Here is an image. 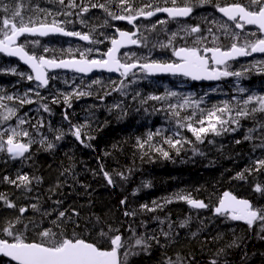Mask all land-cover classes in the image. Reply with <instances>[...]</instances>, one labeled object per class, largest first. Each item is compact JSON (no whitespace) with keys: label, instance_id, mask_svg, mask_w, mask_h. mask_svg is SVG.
<instances>
[{"label":"trees","instance_id":"16d2710c","mask_svg":"<svg viewBox=\"0 0 264 264\" xmlns=\"http://www.w3.org/2000/svg\"><path fill=\"white\" fill-rule=\"evenodd\" d=\"M74 2L77 5L107 3L109 11L116 15L124 14L118 7L119 0H74ZM131 2L136 8L143 7L145 3L159 7L173 6L171 0H131ZM226 2H232V0H207L205 3H201L200 0H191L194 9L193 17L198 25H202L201 29L209 24V15L222 21L215 11L217 5L224 6ZM23 3L26 18L33 14L27 11L29 6L33 11L37 7L44 9L52 15L36 13V17L46 19L47 22L57 19L69 31L89 33L93 40H103V43H99L98 46L101 51L109 47L110 41L104 39L105 36L115 37L117 28H127L125 23L112 20L100 8H90L89 12L83 13L82 16L77 15L79 8L69 7V0H65L63 5L59 3V0H23ZM176 3L177 6H183L182 0H176ZM5 5L14 7L12 0H0V14L3 13ZM65 13L72 14L65 15ZM81 19L84 23L80 22ZM168 30V27H165V31L155 30L146 34L142 30L139 35L141 44L134 52L135 55L137 54L136 57L142 61L144 58L160 62L170 61L172 50L169 47L160 48L156 44V41L166 38ZM256 35L259 36L258 33ZM22 41L29 52L34 51L38 55L44 54L49 57L55 56L58 59L63 58L62 52L67 55L69 48L74 50L72 54L79 57V52L86 46L76 40L57 36L25 37ZM34 41H39V44H34ZM178 41L177 37L173 40L175 44ZM227 43L224 40L222 45L225 46ZM91 44L93 43L88 45ZM185 44L191 46L192 43H183L182 46ZM43 47H48L49 53H43ZM95 55L99 56L98 53L90 54V56ZM246 63H249V60L232 63V67L236 68L234 72L241 73V78L240 76L223 77L218 85L200 88L186 82L188 86L184 88L192 94L189 96L191 99L201 101V109H211L213 105L222 106L225 101L235 107H243L242 100L247 99L249 95H264V66L246 67ZM11 68H16L17 74L8 71ZM0 69L3 70L0 71V96L11 95L24 98L27 93L28 98L33 101L31 104L24 105H20L17 99L0 101L8 107L17 109V116L0 124V130H5L9 126L15 127L17 118H23L27 123L21 127L33 133L32 139L35 141L31 145L30 153L20 160H12L6 150L0 151V194L6 195L16 205L14 209H9L3 201H0V220L15 219L17 215H20L19 208L26 207L28 212L23 217L24 222L27 223L29 219L41 222L40 213H34L29 206L36 203L37 198L42 196L43 199L39 198V202L46 199V203L45 201L40 203L43 211L54 209L58 214V211L67 210L71 214L75 209L79 212L82 223L87 222L89 218L94 221L99 217L106 223L110 222L113 227L122 228L124 239L132 245L135 244L137 236L156 234L160 243L149 241L152 246L146 252L138 246L133 247L132 251L138 254L130 255L127 264H162L168 258L175 260L177 255L183 258L184 264H209L211 259L216 258L215 254L220 249H225L227 252L226 259L229 264H264V239L261 238L264 232H261L259 221L250 228L224 216H214L212 213L226 190L239 198L249 199L255 208H264V193L255 191L256 185L264 189V170L255 171L254 164L256 159H264V147H261L264 145V129L258 126L264 124V114L255 113L252 117L242 118L240 127L234 132H223L219 136L209 133L203 141H198L186 127H180L177 124V118L169 111V104H179L183 101V98L179 96L180 88L172 78L154 79L139 72V78L132 81L133 75L126 79L108 75H93L87 78L59 72L52 75L49 87L41 88L37 87L33 80L27 79L29 71L21 67L17 61L5 58L1 54ZM19 73L25 75L21 76ZM96 80L100 83L93 84L92 82ZM121 83L125 87L114 91L113 88ZM240 84L243 85L245 92H238ZM75 88L88 91L91 95L82 96L79 99L73 96L70 101L71 107H68L64 103L63 94L71 93ZM29 89L33 91L29 92ZM36 92H39V96ZM168 92H175L177 95L167 96L162 101L148 99L154 95L165 96ZM100 97L103 99L101 100ZM54 99L59 103H53ZM142 101L147 102L142 103ZM43 104H47L50 111H44ZM114 105L119 107H113ZM253 106H255L254 102L249 105V108ZM2 111L3 109H0V112ZM178 111L182 118L192 116L196 110L185 108ZM65 113L69 117L68 120L64 119ZM199 115V111H196L193 120L198 119ZM39 122H43V127L38 129L31 127ZM81 124L87 125L83 130V143L77 142L70 132L72 125ZM249 129L254 131L250 134ZM57 130L62 131L65 136L58 141L55 140ZM150 133L153 134L152 140L144 143L143 148L139 147L138 141H147ZM246 135H251L252 138L245 140ZM41 137H46L47 142L54 143L55 149L52 148L53 151L47 149L46 143L42 145ZM168 138L181 140L179 150L165 142ZM22 139L27 142L28 138ZM237 140L241 142L237 144ZM157 148L167 151L169 156L165 158L161 152L156 151ZM42 154H46L45 157ZM35 160L38 162L36 163ZM56 162H60L62 166ZM39 164L44 167L50 165L49 168L45 167L46 173L43 170L44 167ZM101 165L104 170L113 175L115 181L113 185L107 184L100 171ZM249 168L252 169L251 173L245 171ZM66 169L68 171L65 173ZM63 171L65 176L61 175ZM53 172L57 173L53 174ZM18 173L28 174L30 177L40 176L41 181L37 182L33 179L30 191H23L3 181L4 176L15 179ZM116 173H123V178L115 175ZM238 173H242L243 178H238ZM131 177L134 179H130ZM58 184L61 185L58 187L60 190L57 188ZM46 187L50 189L47 190ZM52 187L56 194L52 191ZM51 192L53 196L50 197ZM58 194L61 197L59 200ZM179 195L201 200L208 207L203 210L192 209L188 207L186 201L176 198ZM54 197L58 201L63 200L62 207L55 203ZM121 200H125L126 203L122 205ZM142 205H147L154 210L147 211L141 207ZM126 211L135 214L125 216ZM13 212L18 213L13 214ZM13 215L14 218H12ZM53 218L56 219V215L50 217L51 220H54ZM50 219L42 222L41 231L46 227H52ZM184 220H187L188 224L181 228L180 223ZM170 224L173 226L171 229H169ZM72 230V226L69 225L67 231L71 233ZM81 230L82 228L76 229L77 232ZM53 231L55 232L56 229L54 228ZM162 231H170V237H164ZM193 233L196 235L194 236ZM92 235L95 236V233ZM83 236L88 237L89 232L83 230ZM31 238L39 239L35 232L31 234ZM129 238L132 239L129 240ZM234 241L238 246L228 248L227 246ZM0 264H9V261L0 258Z\"/></svg>","mask_w":264,"mask_h":264},{"label":"snow or ice","instance_id":"6c2138e0","mask_svg":"<svg viewBox=\"0 0 264 264\" xmlns=\"http://www.w3.org/2000/svg\"><path fill=\"white\" fill-rule=\"evenodd\" d=\"M64 2L65 0H59L61 5ZM200 2L205 3L207 0H200ZM12 3L14 7L5 5L3 7V13L0 14L2 15V18H0V53L19 57L20 60L28 64L34 75L28 74L27 79L29 81H37V87L48 86L50 79L48 70L50 69H73L78 73H88L93 69H105L109 72H119L121 77H127L129 74L134 75V70L139 68L149 74L168 72L182 74L194 80H216L220 77L241 75L239 72H230L227 70L229 60L239 56H248L251 53H264V0H246V2L245 0H232V2H226L224 6L217 5V10L228 21L234 23L235 29L240 30L232 31L227 23L216 24L217 32L222 29L223 36L231 41L227 47L220 43V35L217 32H213L211 27L207 31L210 34L212 46H208V37L201 35L200 25L186 26L180 30L187 36L195 35L191 46L187 44L180 47L172 46L173 40L179 36L180 32L171 33L167 44H161L160 47L172 48V55L176 58L172 62H159L157 60H147L146 58L142 62L134 53L131 55L124 53L123 55L126 59L122 62L118 56L120 49L126 45H139L141 41L134 38L137 33L121 31L119 28L116 29L118 37H104V39L110 41L111 47L103 54V58H89V53L93 52L91 48L79 52L78 58L72 54L74 50L71 48L67 50V55H64L62 52L61 55L63 58L59 59L55 56L38 55L34 51L29 52L26 50L24 44L18 43V38L25 34L47 36L49 34L61 33L66 36L78 37L80 40L91 43H103V40H93L89 33L66 31L62 26V22L57 19H52L51 22H47L46 19H39L36 17V13H44L45 16L52 15V13L38 7L33 11L29 6L27 11L33 14L26 18L23 0H12ZM171 3L173 5L172 7H159L158 5L145 3L143 7L136 8L131 0H119L118 7L122 9L124 13L122 15H116L114 12L109 11L107 3L77 5L74 0H69V7L79 8L77 15L81 16L83 13L89 12L90 8H100L112 20L127 21L129 24H133L138 17H152L158 12L167 13L168 17L176 19L188 17L194 10L191 0H182L183 6H177L176 0H171ZM71 14L65 13V15ZM80 22L84 23V20L81 19ZM166 22L163 20L159 21L160 24ZM105 23H107V20H105ZM213 23L216 22L214 21ZM246 25H256L260 35L257 36L256 33L245 35L243 30ZM153 28H155V25H153ZM92 31H95V29H92ZM33 43L38 45L39 41H34ZM49 51L48 47H43V53H49ZM96 51L99 50L97 49ZM0 71L3 70L0 69ZM8 71L12 74H17L16 68H11ZM19 74L21 76L25 75L24 73ZM92 83L98 84L100 81L96 80ZM124 87L125 85L121 83L120 85H116L113 90H120ZM32 91V89H29V92ZM240 91L244 92V89L241 88ZM36 95L39 96V92H36ZM89 95H91L90 92L75 88L71 93L63 94V99L64 103L68 107H71L70 101L73 96L79 99L82 96ZM176 95L175 92H168L165 96L154 95L148 99L162 101L167 96ZM13 99L19 100L20 105L33 103L28 98L27 93H25L24 98L13 97L11 95L0 96V101H12ZM100 99L102 100L103 97H100ZM146 102L142 101V103ZM253 102L255 106L249 108V105L253 104ZM53 103H59V101L54 99ZM200 103L201 101L193 100L185 96L181 103L169 104V111L171 115L177 118V124L180 127H186L187 130L195 135L198 141H203V138L209 133L219 136L223 132H234L240 127L242 118L252 117L255 113L264 114V95H249L247 99L242 100L243 107H235L228 101H225L222 103V106L213 105L211 109L205 110L200 108ZM42 107L44 111H50L47 104H43ZM113 107H119V105H114ZM234 107L235 111L233 112ZM185 108H194L196 111H199V118L193 120L196 111L193 112L192 116L181 118V113L178 109ZM0 109H3L0 112V124L17 116V109L15 107H8L6 104L0 103ZM68 118L67 113H65L64 119L68 120ZM26 123L27 121L25 119L17 118L15 127L9 126L5 130H0V151L6 150L14 159L25 157L31 145L35 142L32 139L33 133L21 127ZM86 126V124L72 125L70 128L71 134L81 143L84 142L82 136L84 135L83 130ZM258 126L264 129V124ZM31 127L33 129L43 127V122L31 125ZM57 131L58 134L55 136V140L58 141L63 138L64 133L60 130ZM253 131L254 129H249L250 134ZM152 137L153 134L150 133L147 141H138V146L143 148L144 143L151 141ZM22 138H28L27 142H24ZM251 138V135L244 137L245 140ZM165 142L177 148V150H179L178 146L181 145V140L179 139L174 140L168 138ZM240 142V140L236 141L237 144ZM40 143L42 145L46 143L47 149L55 147L54 143L47 142L46 137H41ZM261 147H264V145H261ZM156 151L161 152L165 158L169 156V153L162 148H157ZM254 164L255 171L260 172L264 170V159H256ZM67 171L66 169L65 172ZM100 171L108 185L115 183L113 175L104 170L103 165H101ZM245 171L251 173L252 169L249 168ZM61 175H64V173H61ZM115 175L123 178V173H116ZM237 176L238 178H243L242 173H238ZM33 179L37 182L40 180L38 177H30L28 174L21 173H18L15 179L8 176L3 177L4 182L26 191L31 190L30 185ZM52 191H55V189H52ZM255 191L264 193V189L260 185L255 186ZM176 198L186 201L190 206L197 209L208 207L203 201L193 199L190 196L179 195ZM0 201H3L9 209L16 207L4 194H0ZM55 203L61 207L63 205V201H56ZM120 203L123 205L126 201L121 200ZM29 207L35 213H40L41 222L29 219L25 223L23 217L28 212V208L26 207L19 208L20 215L16 216L15 219H9L7 221L0 220V256L7 258L9 264H12V262L14 264H127V259L130 255L138 254L132 251L133 247L138 246L142 251L146 252L152 246L149 241H155L156 244L160 243L157 235L152 234L151 236L141 235L135 237V244L132 245L124 239L122 228L113 227L110 222L106 223L99 217L94 221L89 218L87 222L82 223L79 212L75 209H73L71 214L67 210L58 211V214H56L57 210L42 211L39 198H37L36 203H32ZM141 207L147 211L154 210L148 208L147 205H142ZM213 211L215 214L233 221H244L250 228L254 225V222L259 221L261 232H264V208H255L250 201L238 199L230 192L223 193ZM134 214L127 211L124 213L125 216ZM52 215H56V219L50 221L52 227H46L41 231L40 227L42 222L47 221ZM161 223H164V221H161ZM187 224L188 221L184 220L180 223V227L183 228ZM69 225L73 229L71 233L67 231ZM172 227L170 224L169 229ZM53 228L56 229L55 232ZM77 228H82V230L77 232ZM83 230L89 232L88 237L83 236ZM33 232H35L39 239L31 238ZM92 233H95V236ZM162 235L169 238L171 233L170 231H162ZM193 235L195 236L196 233H193ZM261 238L264 239V236ZM131 239L129 238V240ZM234 246H238L235 241L227 247L231 248ZM122 250L123 259L121 258ZM226 256L227 252L225 249H220L215 254L216 258L211 259L209 264H229ZM162 264H184V261L182 257L177 255L175 260L168 258Z\"/></svg>","mask_w":264,"mask_h":264},{"label":"rangeland","instance_id":"374dc122","mask_svg":"<svg viewBox=\"0 0 264 264\" xmlns=\"http://www.w3.org/2000/svg\"><path fill=\"white\" fill-rule=\"evenodd\" d=\"M208 12V11H207ZM207 14V13H206ZM197 18H199V16L198 15H195ZM213 15H209V20H208V22H209V24H207V26H206V28H203V29H201V35H203V36H205V37H208V42L211 44V37H210V34L208 33V31H207V29L208 28H212L213 29V32H217V27H216V24L217 23H226V22H224V21H221L219 18H213L212 17ZM159 21H161V20H154V21H151V22H149L148 23V26H146L145 28H143V25L144 24H141V28L143 29V31H144V34H146L147 32H149V31H155V30H163V31H165V27H168V31H167V33H166V38L165 39H163L162 41L161 40H158V41H156V44H157V46H159L160 47V45L161 44H167V42H168V39L167 38H169L170 36H171V33H173V32H180V34H179V36H177V38H178V45L177 44H175L174 42V44H172V46H174V47H180V46H182V44L183 43H192V41L193 40H191V39H195V35H192V36H187L184 32H182V31H180L182 28H184V27H189L188 25H186V23L184 22V23H178L177 24V26L175 25L174 27L167 21L166 23H164V24H160L159 23ZM164 21V20H163ZM205 21H206V19H205ZM216 22V23H213V22ZM228 24V23H227ZM153 25H155V28H153ZM229 25V24H228ZM191 26H195L194 24L193 25H191ZM190 26V27H191ZM148 27H149V29H148ZM171 27V28H170ZM229 27H230V29L232 30V31H237L235 28H234V26H231V25H229ZM202 31H204V32H202ZM223 30L221 29L219 32H217V34L218 35H220V43L222 44V41L223 40H226L229 44H230V39H228V38H225L224 36H223ZM188 38H191V39H188ZM176 39V38H175ZM174 39V40H175ZM149 42V41H148ZM21 44H24L25 45V43H24V41H22L21 42ZM99 46V43H93V44H91V45H86L85 47H84V50L85 49H88V48H91V49H93V52H91V53H89V58H103V54L105 53V51H101V49H100V47H98ZM211 46H212V44H211ZM160 48H162V47H160ZM171 50H172V48L171 47H169ZM99 50V51H96V50ZM83 50V51H84ZM92 53H95V54H99V56H90V54H92ZM124 53H129L130 55L131 54H133L134 53V51H123L122 52V54L120 55V57H121V59H122V61H124L126 58L124 57ZM78 58V57H77ZM260 65H262V66H264V58H257V59H253V60H251V61H249V63H246L245 64V66L246 67H258V66H260ZM227 70L228 71H230V72H234V70H236V68H234V67H232V66H228L227 67ZM138 73L139 72H136L133 76H131V80L132 81H135V80H137V78H139V75H138ZM55 78H59L58 76H54ZM226 77H230V76H226ZM225 77V78H226ZM240 78H241V75H240ZM60 79V78H59ZM66 80H67V78H66ZM176 83H177V86L180 88L178 91H180L179 93V96L180 97H182V98H184L185 96H190V95H192V94H190L189 92H187V90L183 87V82L182 81H176ZM241 88H243V85L242 84H240V85H238V92H241L240 91V89ZM244 89V88H243ZM244 92H245V90H244ZM188 94V95H187ZM189 207V206H188ZM197 210V209H196ZM126 240V239H125ZM127 246V245H126Z\"/></svg>","mask_w":264,"mask_h":264},{"label":"water","instance_id":"95a60500","mask_svg":"<svg viewBox=\"0 0 264 264\" xmlns=\"http://www.w3.org/2000/svg\"><path fill=\"white\" fill-rule=\"evenodd\" d=\"M218 11V10H217ZM218 13L221 15V16H223V14L222 13H220L219 11H218ZM160 15H164V16H167L168 17V15H167V13H163V12H158V13H156L154 16H152V17H138L137 18V20H139V19H152V18H154V17H157V16H160ZM191 15V14H190ZM189 15V16H190ZM189 16L188 17H181V18H176V19H187V18H189ZM224 17V16H223ZM168 18H170V17H168ZM224 18H226V17H224ZM172 19V18H171ZM227 19V18H226ZM136 20V21H137ZM119 21H121V20H119ZM136 21H134V23L136 22ZM121 22H124V23H127L128 25H130V26H134V23L133 24H129L127 21H121ZM247 26H255L257 29H258V27L256 26V25H247ZM66 30V29H65ZM66 31H68V30H66ZM121 31H125V32H129V31H126V30H121ZM133 32H135V33H138V30L135 28L134 29V31ZM24 36H29V37H38V38H45V37H48V36H61V37H65V38H71V39H74V40H77V41H80V42H82V43H84V44H89L90 42L89 41H83V40H80L78 37H74V36H66V35H63V34H61V33H54V34H49V35H47V36H39V35H30V34H25ZM24 36H22V37H20V38H18V43H19V41H20V39L21 38H23ZM117 37H118V33H117ZM136 39V38H135ZM137 45H126V46H124V47H122L121 49H120V51H119V53H118V56H119V54H120V52L122 51V50H124V49H129V48H132V47H136ZM110 47H111V44H110ZM0 54H3V56H5V57H7V58H11V59H15V60H17L19 63H20V65L21 66H23V67H25V68H27L28 70H30V72H31V74H33L32 73V70H31V68H30V66L28 65V64H26V63H24V61H22V60H20L19 59V57H15V56H8L7 54H5V53H0ZM258 55H260V56H264V53H259V52H256V53H251L250 55H248V56H239V57H236L235 59H232V60H229L228 62H231V61H234V60H237V59H246V58H251V57H253V56H258ZM54 71H64V72H73V73H75V74H78V75H84V76H91V75H93V74H96V73H108V74H115V75H120V73L119 72H109V71H107V70H105V69H93L91 72H88V73H78V72H76L75 70H73V69H50V70H48V73L49 72H54ZM147 73V72H146ZM149 76H153V77H164V76H168V75H177V76H184V75H182V74H173V73H168V72H158V73H151V74H149V73H147ZM34 75V74H33ZM121 76V75H120ZM185 77H187V76H185ZM187 78H190V79H192L191 77H187ZM220 79V78H219ZM219 79H216V80H208V79H200V80H194V79H192V80H194V81H196V82H200V83H203V82H212V83H215V82H218L219 81ZM37 82V81H36ZM38 83V82H37ZM49 85V84H48ZM45 87H47V86H45ZM30 152V149H29V151H28V153ZM27 154V153H26ZM25 154V155H26ZM9 155V154H8ZM12 158V157H11ZM13 160H16V159H21V158H12ZM224 192H230V191H224ZM223 192V193H224ZM223 193H222V195H223ZM232 195H234L232 192H230ZM235 196V195H234ZM237 197V196H236ZM238 199H244V198H239V197H237ZM244 200H248V199H244ZM201 201V200H200ZM248 201H250V200H248ZM251 202V201H250ZM188 204V203H187ZM252 204V203H251ZM188 206L190 207V208H194V207H192V206H190L189 204H188ZM216 207V206H215ZM214 207V208H215ZM194 209H197V208H194ZM201 209H204V208H201ZM198 210H200V209H198ZM213 214L215 215V216H218L217 214H215L214 213V211H213ZM234 222H241V223H243V224H245V225H247L244 221H234ZM0 257H2V256H0ZM4 258V257H3ZM6 260H8L7 258H5ZM14 263V262H13Z\"/></svg>","mask_w":264,"mask_h":264},{"label":"flooded vegetation","instance_id":"af4514ba","mask_svg":"<svg viewBox=\"0 0 264 264\" xmlns=\"http://www.w3.org/2000/svg\"><path fill=\"white\" fill-rule=\"evenodd\" d=\"M164 20V21H168L173 27L176 25L177 26V24L178 23H186V25H188L189 27L191 26V25H198L197 24V22H196V20H195V18L193 17V14H192V16L191 17H189L188 19H186L187 21H184V20H180V19H170V18H168V17H166V16H164V15H160V16H157L156 18H153V19H140V20H138V21H136L135 23H134V26H130V25H128L127 23H125L126 24V26H127V28L126 29H124V30H126V31H133L135 28L136 29H138V32H139V34H140V32L143 30L142 28H141V24H145V25H143V28H145L146 26H148V23L149 22H151V21H154V20ZM144 22V23H143ZM229 23V25H231V26H234V23L233 22H228ZM202 26V25H201ZM171 28V27H170ZM234 28H235V26H234ZM148 29H149V27H148ZM203 29V28H202ZM237 31H240V30H238V29H236ZM202 32H204V31H202ZM243 32H244V34L245 35H248V34H251V33H259L258 32V30L257 29H255V28H253V27H247V26H245V29L243 30ZM188 39H191V38H188ZM191 40H194V39H191ZM228 45H229V43H228ZM227 45V46H228ZM208 46H210V44H208ZM128 51H134L135 52V50H128ZM123 52V51H122ZM122 52L120 53V55L122 54ZM146 53H148V51L146 50ZM136 56H137V54H136ZM146 57H147V55H146ZM121 58V57H120ZM172 61H175L174 60V56L172 55V59L169 61V62H172ZM123 62V61H122ZM160 62V61H159ZM228 67V66H227ZM143 72L142 70H140V69H137L135 72ZM120 76V75H119ZM120 79H123V77H120ZM195 84V83H194ZM198 85V84H197ZM77 142H80V141H78L77 140ZM121 258L123 259V250L121 251Z\"/></svg>","mask_w":264,"mask_h":264},{"label":"bare ground","instance_id":"6f19581e","mask_svg":"<svg viewBox=\"0 0 264 264\" xmlns=\"http://www.w3.org/2000/svg\"><path fill=\"white\" fill-rule=\"evenodd\" d=\"M132 1H133V0H132ZM210 2H211V1H210ZM206 7H207V6H206ZM215 12H216V11H215ZM203 13H204V12H203ZM211 14H212V13H211ZM10 82H11V81H10ZM96 100H97V99H96ZM93 103H94V102H93ZM69 112H70V111H69ZM103 112H104V111H103ZM107 112H108V111H107ZM74 118H75V117H74ZM82 119H83V118H82ZM83 120H84V119H83ZM67 123H68V122H67ZM67 123H64V124H67ZM64 126H65V125H64ZM64 126H63V127H64ZM66 126H67V125H66ZM68 127H69V126H68ZM69 128H70V127H69ZM67 129H68V128H67ZM63 131H64V130H63ZM66 134H67V132H66ZM66 134H65V135H66ZM64 137H65V136H64ZM66 141H67V140H66ZM64 143H65V142H64ZM66 143H67V142H66ZM59 144H60V143H59ZM62 144H63V143H62ZM57 147H58V145H57ZM61 147H62V146H61ZM61 147H60V148H61ZM82 147H83V146H82ZM85 147H86V146H85ZM89 147H90V146H89ZM54 149H55V148H54ZM61 149H62V148H61ZM83 149H84V148H83ZM38 150H39V149H38ZM39 151H40V150H39ZM41 151H43V150H41ZM52 151H53V149H52ZM56 151H57V150H56ZM84 151H85V150H84ZM54 152H55V150H54ZM59 152H62V151H59ZM45 153H46V152H45ZM53 154H54V153H53ZM55 154H56V152H55ZM58 154H59V153H58ZM42 155H44V157H45L46 154H42ZM61 155H62V154H61ZM40 156H41V155H40ZM51 156H52V155H51ZM49 157H50V156H49ZM52 157H55V156L53 155ZM47 158H48V157H47ZM57 158H58V157H57ZM57 158H56V159H57ZM61 158H63V157H61ZM61 158H60V160H61ZM36 160H37V159H36ZM36 160H35V162H36ZM38 160H39V159H38ZM44 160H45V159H44ZM42 161H43V160H42ZM51 161H52V160H51ZM51 161H50V162H51ZM55 161H56V160H55ZM35 162H34V163H35ZM37 162H38V161H37ZM37 162H36V163H37ZM40 162H41V159H40ZM47 162H48V161H47ZM53 162H54V161H53ZM63 162H64V160H63ZM66 162H67V161H66ZM56 163L59 164L60 162H56ZM41 164H42V163H41ZM41 164H39V166L44 167V166L41 165ZM51 164H53V163H51ZM58 164H57V166H58ZM66 164H67V163H66ZM74 164H75V163H74ZM77 164H78V163H77ZM34 165H35V164H34ZM37 165H38V164H37ZM44 165H45V164H44ZM59 165H60V164H59ZM64 165H65V163H64ZM67 165H68V164H67ZM49 166H50V165H49ZM49 166L47 167V165H46L45 167L49 168ZM54 166H55V163H54ZM57 166H56V167H57ZM60 166H62V165H60ZM33 167H34V166H33ZM45 167L43 168V170L45 169ZM63 167H64V166H63ZM35 168H36V170H37L38 167L36 166ZM35 168H33V169H35ZM40 168H41V167H40ZM54 168H55V167H54ZM60 168H61V167H60ZM68 168H69V167L67 166V169H68ZM81 168H82V166H81ZM33 169H32V170H33ZM41 169H42V168H41ZM58 169H59V168H58ZM79 169H80V168H79ZM45 170H46V169H45ZM45 170H44V172H45ZM55 170H56V169H55ZM62 170H63V169H62ZM68 170H69V169H68ZM80 170H81V169H80ZM37 172H38V171H37ZM58 172H59V171H58ZM39 173H40V172H39ZM42 173H43V172H42ZM45 173H46V172H45ZM54 173H55V172H53V174H54ZM56 173H57V172H56ZM56 173H55V174H56ZM61 173H62V172H61ZM63 173H64V171H63ZM65 173H66V172H65ZM72 173H73V172H72ZM32 174H33V173H32ZM53 174H52V175H53ZM15 175H16V174H15ZM30 175H31V174H30ZM42 175H43V174H42ZM46 175H47V174H46ZM69 175H70V174H69ZM74 175H75V174H74ZM74 175H73V176H74ZM48 176H49V175H48ZM50 176H51V174H50ZM50 176H49V178H51ZM60 176H61V175H60ZM62 176H63V175H62ZM64 176H65V175H64ZM71 176H72V174H71ZM71 176H70V177H71ZM133 176H134V175H133ZM39 177H40V176H39ZM39 177H38V178H39ZM43 177H44V176H43ZM58 177H59V176H58ZM66 177H67V176H66ZM70 177H69V178H70ZM135 177H136V176H135ZM76 178H77V177H76ZM98 178H99V177H98ZM54 179H55V178H54ZM85 179H86V178H85ZM130 179H132V177H131ZM133 179H134V178H133ZM133 179H132V180H133ZM44 180H45V178H44ZM65 180H67V179H65ZM68 180H69V179H68ZM86 180H87V179H86ZM135 180H137V178H136ZM40 181H41V178H40ZM64 182H65V181H64ZM67 182H68V181H67ZM72 182H74V181H72ZM72 182H71V183H72ZM48 183H49V182H48ZM59 183H60V181H59ZM133 183H134V181H133ZM133 183H132V184H133ZM136 183H137V182H136ZM61 184H62V183H61ZM68 184H69V183H68ZM134 184H135V183H134ZM58 185H60V184H58ZM63 185H65V184L63 183ZM63 185H62V186H63ZM76 185H77V184H76ZM79 185H80V184H79ZM135 185H136V184H135ZM60 186H61V185H60ZM65 186H67V184H66ZM65 186H64V187H65ZM70 186H71V185H70ZM137 186H139V185H137ZM140 187H141V186H140ZM46 188H47V187H46ZM57 188H58V187H57ZM57 188H56V189H57ZM77 188H78V187H77ZM49 189H50V188H49ZM49 189L47 188V190H49ZM52 189H53V187H52ZM58 189H59V188H58ZM64 189H65V188H64ZM64 189H62V190H64ZM74 189H76V188H74ZM83 189H84V188H83ZM89 189H90V188H89ZM101 189H102V188H101ZM47 190H46V192H47ZM59 190H60V189H59ZM69 190H70V189H69ZM104 190H105V189H104ZM23 191H24V190H23ZM132 191H134V190H132ZM18 192H19V190H18ZM46 192H45V193H46ZM72 192H73V190H72ZM106 192H107V190H106ZM48 193H49V192H48ZM48 193H47V194H48ZM54 193H55V191H54ZM62 193H63V192H62ZM64 193H65V192H64ZM42 194H43V193H42ZM47 194H46V195H47ZM52 194H53V193L51 192V193H50V197H51ZM55 194H56V193H55ZM71 194H72V193H71ZM43 195H44V194H43ZM58 195H59V198H58V200H59L61 197H60V194H58ZM62 195H63V194H62ZM74 195H75V192H74ZM74 195H73L72 197H74ZM129 195H130V194H129ZM129 195H128V196H129ZM131 195H132V194H131ZM47 196H48V195H47ZM47 196H46V197H47ZM52 196H53V195H52ZM221 196H222V195H221ZM133 197H134V196H133ZM146 197H147V196H146ZM39 198H40V196H39ZM41 198H42V196H41ZM41 198H40V200H41ZM54 198H55V197H54ZM65 198H66V197H65ZM65 198H64V199H65ZM93 198H94V197H93ZM131 198H132V197H131ZM154 198H155V197H154ZM42 199H43V198H42ZM48 199H49V198H48ZM48 199H47V200H48ZM52 199H53V197H52ZM55 199H56V198H55ZM62 199H63V198H62ZM129 199H130V198H129ZM195 199H196V198H195ZM45 200H46V199H45ZM45 200H44V201H45ZM50 200H51V199H50ZM56 200H57V199H56ZM56 200H55V202H56ZM58 200H57V201H58ZM102 200H103V199H102ZM132 200H134V199H132ZM44 201H40V203H41V202H44ZM62 201H63V200H62ZM155 201H156V200H155ZM22 203H23V202H22ZM45 203H46V201H45ZM23 204H25V203H23ZM217 204H218V203H217ZM40 205H41V204H40ZM43 205H44V204H43ZM22 206H24V205H22ZM27 206H28V205H27ZM70 207H71V206H70ZM18 208H19V207H18ZM18 208H17V209H18ZM41 208H43V207L41 206ZM43 210H44V209H42V211H43ZM48 210H49V209H48ZM53 210H54V209H53ZM12 211H14V210H12ZM12 211H11V213H12ZM16 211H17V210H16ZM46 211H47V210H46ZM33 212H34V211H33ZM129 212H131V211H129ZM15 213L17 214L18 212H13V214H15ZM30 213H31V212H30ZM34 213H35V212H34ZM111 213H112V212H111ZM31 214H32V213H31ZM36 215H37V214H36ZM110 215H111V214H110ZM15 216H16V215H15ZM17 216H18V215H17ZM28 216L30 217V215H28ZM28 216H27V218H28ZM31 217H32V216H31ZM31 217H30V218H31ZM119 217H120V216H119ZM12 218H14V215H13ZM27 218H26V219H27ZM115 218H118V217H115ZM49 219H50V218H49ZM49 219H48V220H49ZM51 219H52V218H51ZM51 219H50V220H51ZM53 219H55V218H53ZM133 219H134V218H133ZM115 220H116V219H115ZM131 220H132V219H131ZM115 222L117 223V220H116ZM135 222H136V220H135ZM137 222H138V221H137ZM120 223H121V222H120ZM130 223H131V221H130ZM127 224H128V223H127ZM127 224H126L125 226H127ZM46 225H47V224H46ZM50 225H51V224H50ZM50 225H48V226H50ZM134 226H135V225H134ZM130 227H131V226H130ZM132 228H133V227H132ZM53 229H54V228H53ZM128 231H129V230H128ZM130 231L132 232V230H130ZM123 232H124V231H123ZM127 235H129V234H127ZM162 246H163V245H162ZM163 247H164V246H163ZM155 255H156V254H155ZM154 257H155V256H154ZM157 258H158V257H157ZM193 260H194V259H193Z\"/></svg>","mask_w":264,"mask_h":264}]
</instances>
